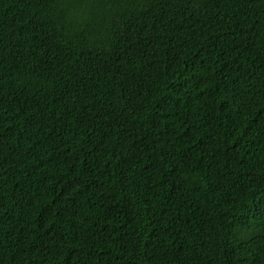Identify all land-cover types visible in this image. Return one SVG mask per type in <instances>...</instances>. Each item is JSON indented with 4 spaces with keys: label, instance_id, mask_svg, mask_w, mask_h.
<instances>
[{
    "label": "trees",
    "instance_id": "1",
    "mask_svg": "<svg viewBox=\"0 0 264 264\" xmlns=\"http://www.w3.org/2000/svg\"><path fill=\"white\" fill-rule=\"evenodd\" d=\"M0 264H264V0H0Z\"/></svg>",
    "mask_w": 264,
    "mask_h": 264
}]
</instances>
